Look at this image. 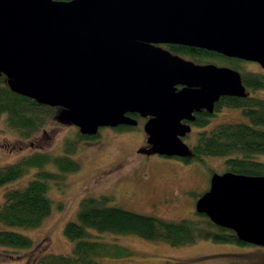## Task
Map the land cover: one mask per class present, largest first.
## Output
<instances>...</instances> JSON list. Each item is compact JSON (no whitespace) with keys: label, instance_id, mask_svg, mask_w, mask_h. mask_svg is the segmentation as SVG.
<instances>
[{"label":"water","instance_id":"water-1","mask_svg":"<svg viewBox=\"0 0 264 264\" xmlns=\"http://www.w3.org/2000/svg\"><path fill=\"white\" fill-rule=\"evenodd\" d=\"M163 45L264 69V0H0V75L13 93L59 108L57 122L83 136L137 127L138 115L148 153L184 160L195 113L247 91L238 71ZM195 211L264 248V176L213 174Z\"/></svg>","mask_w":264,"mask_h":264},{"label":"trees","instance_id":"trees-1","mask_svg":"<svg viewBox=\"0 0 264 264\" xmlns=\"http://www.w3.org/2000/svg\"><path fill=\"white\" fill-rule=\"evenodd\" d=\"M171 47L196 63L217 62L238 71L247 91L245 98H221L215 105L214 114L197 116L193 126L201 131L192 147V156L180 160L192 163L203 162L204 157H223L226 158L227 172L264 176V162L258 160L259 156L264 155V99L255 96L257 92L264 91V73L245 70L240 66L244 61L228 59L213 52ZM222 108L241 110L248 122L219 124L209 129L211 119ZM59 110L13 93L7 86L6 77L0 75V122L21 139L30 140L57 122ZM131 116L139 119L138 115ZM124 128L123 131L133 129ZM96 137L83 136L78 131L74 139L64 141L60 156L34 153L14 164L0 167V188L33 171L26 187L9 190L3 195L0 225L5 228L0 229V248L34 250V241L15 229H37L42 226L55 207L49 196L51 184L60 185L66 174L80 170L73 156L80 142ZM47 167L54 168L56 172ZM110 201L111 198L105 196L84 198L76 219L68 222L64 228L65 238L73 243L72 252L68 255L46 253L36 264H109L104 260L121 259L132 254L125 247L105 241L104 235H132L172 247L192 246L203 241L247 246L238 241L233 231L214 225L205 215L196 213L195 219L175 222L109 206Z\"/></svg>","mask_w":264,"mask_h":264},{"label":"rangeland","instance_id":"rangeland-1","mask_svg":"<svg viewBox=\"0 0 264 264\" xmlns=\"http://www.w3.org/2000/svg\"><path fill=\"white\" fill-rule=\"evenodd\" d=\"M216 63L210 64L226 67ZM240 66L264 73L255 63L245 62ZM255 96L264 99V91ZM215 115L209 129L219 124L248 122L239 109L222 108ZM200 131L194 127L183 139L191 150ZM76 132L78 129L74 126L54 122L34 138L23 140L0 122V167L34 153L60 156L64 141L74 139ZM96 136L80 142L73 156L80 170L66 174L60 185L51 184L49 196L55 207L42 226L15 229L34 241V250L0 248V264H36L46 253L70 254L73 243L65 238L64 228L76 219L80 202L88 197H109V206L169 221L195 219L196 202L209 190L212 175L227 172L223 157H204L203 162L184 163L178 158L148 153L142 123L128 131L102 128ZM258 160L264 162V155ZM47 168L56 172L54 168ZM32 174L33 171L1 187L0 204L5 192L26 187ZM4 228L0 225V229ZM103 237L132 253L125 258L104 260L109 264H264V248L258 246L203 241L192 246L172 247L132 235Z\"/></svg>","mask_w":264,"mask_h":264},{"label":"flooded vegetation","instance_id":"flooded-vegetation-1","mask_svg":"<svg viewBox=\"0 0 264 264\" xmlns=\"http://www.w3.org/2000/svg\"><path fill=\"white\" fill-rule=\"evenodd\" d=\"M171 46H179V45H163V46H161V48H163L164 50H166V51H168V52H170L173 56H177V57H180V58H182V59H184V60H186V61H191V62H193V63H195V64H197V65H207V63H196V62H194L190 57H188V56H186L184 53H181V52H175L173 49H172V47ZM180 47H185V46H180ZM180 50V49H179ZM258 65V64H257ZM263 69V68H262ZM183 87L182 86H178L177 87V91H179V90H181ZM207 114V112L206 111H202V112H200V113H195V121H196V118H197V116L198 115H201V114ZM132 117V116H131ZM136 119V118H135ZM137 121H138V126H137V128L140 126V124L142 123V125L144 126V124L147 122V120L148 119H142V118H140L139 117V119H136ZM194 121V122H195ZM193 122V123H194ZM193 123H190V125H191V132H192V130H193V128H194V126H193ZM129 128H135V127H129ZM115 129H118V130H123V129H125L124 128V126H122V127H118V128H115ZM190 132V133H191ZM189 135V134H188ZM187 135V136H188ZM187 136H185L184 138H186ZM183 138V139H184Z\"/></svg>","mask_w":264,"mask_h":264}]
</instances>
